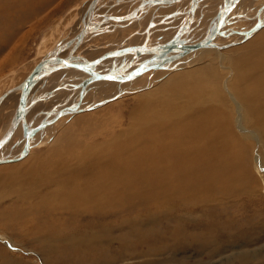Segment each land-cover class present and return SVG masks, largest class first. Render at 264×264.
<instances>
[{"label": "bare ground", "instance_id": "6f19581e", "mask_svg": "<svg viewBox=\"0 0 264 264\" xmlns=\"http://www.w3.org/2000/svg\"><path fill=\"white\" fill-rule=\"evenodd\" d=\"M21 1L24 3L23 0ZM119 1L112 4L117 6L126 0ZM242 1L145 0L142 6L139 5L131 13L113 18L109 16V12V15L100 13L110 6L106 0H92L84 13L80 29L72 33L73 37L60 43L51 53L42 54L38 65L31 69L22 82L25 84L31 80L34 70L42 67V63L47 61V70L40 71L30 84L24 118L16 123L23 92L21 83L20 88L16 89L19 91L18 104L8 125L5 124L7 126L4 130L1 129L0 142H3V145L0 147V152L17 136L22 137V141L14 149L17 157L0 156V160L5 161L0 165L12 163V166H2L0 169L4 174L0 175L28 184L34 192L25 195L24 199H31L39 191L42 193L38 198L36 196L34 201L47 217L51 215L50 219L44 220L46 225L47 219H53L59 225L63 222L64 226L60 228L53 225L54 231L48 229L46 244L54 248V246L58 247L60 242L66 244L70 242L69 246H75L76 250V244L82 247L86 239L75 240V237L91 238L106 243L105 249H100V252L104 253L103 256L95 264H114L116 261H123L125 255L130 253V229L139 234L144 227L143 224L146 223L147 235L159 237L162 234L160 237H165L170 234L174 241H183V243L187 240L201 239L204 244L213 246L214 251L223 249L229 239L241 240L243 234L230 237L228 235L235 229L230 218L244 216L243 212L239 215H236L238 213L236 210V212H226L222 222L214 220L211 211L215 208L222 210L230 203L236 205L234 199L244 194L253 195L249 187L245 188L243 184L248 185L249 181L255 178L245 167L240 174L237 164V151L241 145L243 146L246 133L241 136L237 131H245L246 128L252 127L257 137L264 139V31L260 32L264 27V8L257 11L254 27L246 32V29L240 30L242 28L240 24L233 26L242 19V14L237 16L238 20L233 16L236 7H242L238 5ZM179 2H185L184 7L187 9L180 13L182 10L180 8L181 10L174 13L179 8L177 5ZM215 2L218 3L212 7ZM171 3L174 4L173 7ZM159 6H167L161 9H165L169 14L152 19L146 32L143 30L145 33L142 46L119 51L118 46L123 47V42L120 43L115 51L110 53L119 60L114 58L109 60L108 55H105L106 58L99 62L89 59L86 61L76 55L79 50L85 49L84 42L91 34H93L91 37H94V34L96 36L104 33L98 31H101L105 24L115 22L123 28L122 22L132 21L147 10H152L154 13V9ZM201 7H204L203 10L197 14ZM196 14L198 19L192 23ZM186 16L189 19L184 23ZM178 18L182 19L178 25L183 26H179L177 33L174 36L171 34L172 37L165 35L164 38L167 40L153 43L155 34H152V29L160 31L164 26L162 24H167L171 30L176 29L174 20L177 21ZM155 20H160L162 27L155 29L157 27ZM208 21L211 25L204 33L203 23ZM191 23L194 28H190ZM186 28L194 29L191 30V35L187 33L189 30ZM203 33L201 38L193 37ZM130 39L134 38L131 36ZM177 41L179 42L176 43ZM220 41L225 42L222 44L219 43ZM49 42L51 43L50 39L45 40L41 48L42 52L50 51ZM135 42L140 40L136 39ZM126 53H131L133 58L130 59V54L121 63L120 60ZM213 57L217 62H211ZM207 59L210 63L199 65ZM64 61L68 66H63ZM71 65L78 67L74 68ZM53 66L60 68L49 71L48 69ZM79 66H83L82 69H79ZM66 70L72 72H64ZM150 71H155L153 80L152 77H145V73ZM54 73H60L63 75L60 76L62 78L67 76L68 84L72 86L75 83L80 91H98L106 100L126 91V88H123L124 84L129 85L132 80H137L138 87L145 84L159 86L140 97L138 100L141 104L139 107H133L126 127L118 128L116 133L107 132L104 141L88 144L74 137L75 132L70 130L64 134L61 142L52 145L50 153L46 156L41 155L42 157L36 156L37 158L26 160L28 165H14L15 162L22 161L28 156L37 141L42 145L45 144L52 136L50 129L56 130L60 122V120L55 121V117L50 115V118L44 120L47 129L39 127L35 131L31 123L34 121L30 122L28 110L31 93L36 90L33 89L36 82ZM79 75L84 76L82 87H79L80 83H76L77 80L74 78ZM103 82L107 83L105 89L101 88ZM54 95L51 96L53 102ZM87 96L88 94L85 93L83 100ZM5 97L6 95L2 96L0 101ZM75 107L70 112H74L72 110H75ZM76 111H85V109ZM64 114L65 112H61L60 116ZM80 120L82 118H79L76 124ZM14 123H16L15 128H13ZM26 128L30 131L29 135ZM48 131L49 137H47ZM90 131H93L92 127ZM9 133L11 134L7 138ZM35 133L39 136L37 137ZM88 133L91 136L92 132ZM92 136L93 140L98 137L94 134ZM27 142L30 148L24 154ZM47 200L51 202L49 205L45 204ZM136 206L143 207V214L147 219L132 220L139 216ZM197 208L200 210L205 208L206 211L202 209L204 210L202 213H205L206 219L209 220L202 221L203 223L199 225L197 223L189 232L185 231L184 221H189L198 214ZM44 214L41 215V219ZM63 218L65 221L62 220ZM157 219H161L164 226L157 223L155 225L153 220ZM115 222L120 227L126 228V233L119 242H115L116 230L113 225ZM171 222H174L175 227L170 226ZM44 223L43 228H47ZM253 230L252 233L255 232V229ZM181 231L186 234H181ZM115 243L121 250H116ZM148 247L151 250L149 253L163 248L152 241L149 242ZM112 249L115 251V257ZM67 259L64 260L65 263L73 264L71 255Z\"/></svg>", "mask_w": 264, "mask_h": 264}, {"label": "rangeland", "instance_id": "374dc122", "mask_svg": "<svg viewBox=\"0 0 264 264\" xmlns=\"http://www.w3.org/2000/svg\"><path fill=\"white\" fill-rule=\"evenodd\" d=\"M23 1L24 3L21 0H0V100L2 99V96L6 95V97L0 101V134L2 130L5 129L4 127L10 122L13 111L18 104L19 91H16V89L20 88L19 86L23 80H25L31 69H33L36 64L38 65L41 57L45 53H51L56 46L65 40L70 39V37H73L72 33L78 31V28L80 29L84 13L88 4L92 0ZM115 1L118 0H114V4ZM135 1L138 0H126L122 3L126 8H131V13L135 8L139 7V5L141 6L145 3V1L143 3L141 0L139 5H135ZM119 2H121V0ZM217 3L218 2H215L212 7ZM114 4L105 9L106 13L108 14L109 12L110 15H108L113 16V18L123 16L120 14L123 10L119 6L120 4L117 6ZM238 5L242 7H236L233 16L238 20L237 16L242 14V19L238 20L236 22L237 24H234L233 26L240 24L242 27L240 30L246 29L247 32V30L249 31L254 27L255 16L257 11H261V8H264V0H243L242 3H239ZM178 11L179 10H176L174 13ZM152 13V10L140 13L134 18V20H132L133 22L130 20L127 21V23L122 26L123 28H121L119 24L103 26L100 29L101 31L98 32L104 33L97 34V32V35L95 36L94 34V37H91L93 35L91 34L89 36L91 39L88 37L84 42L85 49L82 48L76 55L86 61H88V59L89 61L97 60L105 55H108L107 57L109 60L113 58L119 60L117 57L111 56L112 54L110 53L115 51V48L122 42L123 47L118 46L117 50L119 51L142 46L141 44L144 42V33L153 21L150 19ZM167 13L169 14V12ZM259 13L260 12H258V14ZM194 19L195 20L192 21V23L198 19L197 15ZM179 21H182V19L178 18L177 21L174 20V26L176 25L174 28L176 29L173 30L169 29L167 24L163 26V29L160 31L153 32L155 30L152 29V34H155L153 35V43H157L160 40H167L164 38L165 35L167 37L174 36V34L177 33L176 30L179 28ZM192 23L190 28L195 27L192 26ZM209 25H211V22L209 23V21L203 23L204 33L208 31ZM182 26L183 25H181V27ZM128 29L131 30L132 34L130 33L127 35L126 33L124 35V31ZM143 30H145V32H143ZM186 30H189L187 33H190L191 30L193 31L194 29L190 30L186 28ZM262 31H264V27L260 32ZM204 33L193 37L201 38ZM189 35H191V33ZM131 36L134 38L133 40L130 39ZM46 39L51 40V43L49 42V48L51 49L50 51L47 50L46 52H42L41 48H43L42 46ZM136 39H139L140 42H135ZM224 42L225 41H220L219 43L224 44ZM130 54L131 53H126L125 57L121 58L120 62L123 63ZM131 58H133L132 54L130 55V59ZM209 61L210 60L207 59V61H203L204 63H199V65L210 63ZM211 62H217V59L213 57L211 58ZM64 72L70 73L72 71L66 70ZM154 72L155 71H150L145 73V77H152L151 79L153 80L155 77ZM60 76L63 75H60V73H54L44 76L41 78L42 80L39 79L33 88L36 90L32 91L34 93H31V98L28 103L30 122L34 121L31 123L34 125L35 129L39 127L47 129L44 120H47L51 115V117H55V121L60 120L56 130L52 131V129H50L52 136L47 139V142L42 145L41 142L39 143L37 141L35 147H32L33 149H31L28 154V158L26 157L22 161L15 162V164L13 163L14 165H28L27 162L30 158L46 156V154L50 153L52 145L61 142L64 134L70 130H72L71 132H75L74 137H77L81 141H86L88 144L104 141L109 131H114L116 133L119 130L118 128L126 127L129 118L131 117L130 113L132 109L137 106L139 107L141 104V101L138 99L159 86L156 87L145 84L144 86L138 87L137 80H132L129 85L124 84L125 87L123 86V88H126V91L122 92L117 97L106 100L98 91H80L77 89L75 83H73L72 86L68 84L67 76H64L63 78ZM76 77H74L77 80H75L76 83L79 82V87H82L81 84L84 83V76L79 75ZM82 78L83 80L81 81ZM143 82L140 83L142 84ZM37 83H39V85ZM106 84L103 82L101 88L105 89ZM85 93H87L88 96L83 100ZM52 95H54L55 103L52 101ZM93 102L94 104H92ZM74 106H76L75 112H70L68 114L65 112L66 115L64 114L60 116L65 108L73 109ZM81 109H85V111H76ZM79 118H82V120L76 124ZM5 124L7 125L5 126ZM89 127H92L93 131H90ZM88 132H92L91 136ZM237 133L241 136L246 133V137L242 143L243 146L241 145L239 151H237V164L239 166L240 174H242V168L245 167L248 170L247 172L251 173L255 178L254 180H250L248 185L246 183L243 184L245 188L249 187V190L253 195L244 194L243 196H239L240 198L238 197L237 199H234V203H237V206L230 203L227 205L228 207L225 206L222 210H220V208H215L214 206L215 210L211 211V214L214 220L223 222V219L226 217V212L237 211L238 213H236V215L243 212L244 216L230 218L232 227L235 229L233 232L230 231L228 235L230 237L231 235L240 236L243 234L241 240L236 241L234 239H229L227 243L225 242L223 249L220 251H214L215 248L213 246L204 244L201 239L187 240L183 243V241H174L170 234H168V236L165 235V237H160L162 234H160L159 237L147 235L145 232L147 229L146 223L143 224L144 227L139 234H136L133 232V229H130V253L125 255L123 261H116L114 264H264V139L258 138L255 129L252 127L246 128L245 131H237ZM36 134L38 137L39 134L35 133V135ZM92 134L98 135V137L93 140L94 137ZM49 136L50 133L48 131L47 137ZM20 141H22V137L19 138L18 136L14 141H10L11 143L0 152V156L7 158L17 157V155L14 154V149L17 148V145H20ZM246 146L248 148H246ZM8 149L13 151V153ZM11 164L12 163L0 165V168L2 169V166H12ZM1 169L0 174H4ZM33 192L34 191L28 184L20 183L19 180L15 181L11 178L0 175V264H68V262L65 263L64 260L69 258L70 255L73 258V264H95L96 261L103 256L104 253L100 252V249H105L106 243H100V241H94L93 239L91 240V238L77 236L75 237V240L86 239V242L85 244L83 243L82 247L76 244V250L74 249L75 246H71V249L69 246L70 242L69 244L60 242L58 247L54 246L55 249L52 245L46 244L48 241V229L50 228V230L54 231L55 229H52V227L58 226L60 228L62 225L64 226V224L61 222L59 225V223H56L53 219L49 220L51 215H48L47 217V214L45 215L41 212V209L38 208L34 199L36 196L38 198V196L42 194L40 191L31 199H24L25 195H30ZM244 197L246 198L244 199ZM236 200L239 201L236 202ZM46 203L49 205L51 202L47 200L45 204ZM205 208H201V210L197 208V210H199L198 214L193 216L191 220L184 221L185 223L183 227L186 229L185 231L189 232L197 223L199 225L209 220L206 219L205 213H202ZM135 209L139 216L133 218V221L147 219V216L143 214V207L136 206ZM206 210H209V208H206ZM42 214L45 215L43 219L40 218ZM46 218H49L47 219V225L44 223ZM40 219L41 221H39ZM62 220L65 221L64 218ZM157 220H153L155 221V225L157 223L164 226V222L161 219ZM43 223L47 228H43ZM169 224L171 227H175L174 222ZM113 225L114 230H116L115 242H119L123 239V235L126 233V228L120 227L117 222ZM253 229H255V232L252 233V231H254ZM200 230L201 229L198 228V231ZM43 232H45L46 235ZM181 234H186V232L181 231ZM151 241L154 244L156 243L157 246L160 245L163 248L154 253H149L151 250L150 247H148V244ZM114 245L116 250H121L117 243ZM53 252L57 253L54 254ZM122 253L124 252L122 251ZM112 254L115 257L114 249H112ZM80 260H82V262Z\"/></svg>", "mask_w": 264, "mask_h": 264}, {"label": "water", "instance_id": "95a60500", "mask_svg": "<svg viewBox=\"0 0 264 264\" xmlns=\"http://www.w3.org/2000/svg\"><path fill=\"white\" fill-rule=\"evenodd\" d=\"M103 58H106V56H104V57H102V58H100V59H97V62H99V61H101ZM64 63V65L63 66H68V63H66V61H64L63 62ZM66 63V64H65ZM42 67H39V68H37V69H35L34 70V72L32 73V75H31V80H29L27 83H25V84H23L22 85V96H21V104H20V107H19V109H18V113H17V116H16V123H18L19 122V120H22L23 118H24V111H25V104H26V97H27V94H28V92L30 91V87H31V83H32V81L36 78V76L39 74V72L40 71H42L43 69H46L47 70V68H48V66H47V61H44L43 63H42V65H41ZM60 67H61V65H59ZM59 66H53V67H50V69H48L49 71L50 70H52V71H54V70H58L60 67ZM74 67V68H77L78 67V65H71V67ZM82 67L83 66H79V69H82ZM71 110V108H65L64 110H63V112H66L67 114L68 113H70V110ZM72 111H74L75 112V110H72ZM16 123H14L13 124V128H15L16 127ZM27 129V128H26ZM39 128H37V129H35V131H37ZM34 131V130H33ZM10 134L11 133H9L8 134V136H7V138L10 136ZM30 134V131H29V129H27V135H29ZM29 137V136H28ZM6 138V139H7ZM2 145H3V142H0V147H2ZM29 148H30V145H29V142H27V144H26V147H25V152H24V154H26L28 151H29ZM3 162H5L4 160H0V163H3Z\"/></svg>", "mask_w": 264, "mask_h": 264}, {"label": "crops", "instance_id": "0c3cea01", "mask_svg": "<svg viewBox=\"0 0 264 264\" xmlns=\"http://www.w3.org/2000/svg\"><path fill=\"white\" fill-rule=\"evenodd\" d=\"M113 1L114 0H106V3H108L109 5H111L112 3H113ZM142 1H145V0H142ZM204 1H206V0H204ZM139 2H141V0H139V1H135V5H139ZM184 3L185 2H179V3H177V5H180L181 7H179L178 8V10H181L180 8H182V10H181V12L180 13H182L184 10H186L187 8L186 7H184L183 8V6H184ZM204 3V2H203ZM147 4V3H146ZM145 4V5H146ZM173 5L174 4H171V7H173ZM176 5V6H177ZM123 10L120 12V14H122V15H127V14H129L130 13V7H128V8H126V6L124 5V4H120L119 5ZM142 6V5H141ZM160 7V8H159ZM157 9H154L155 10V12L152 14V16H151V20L154 18V17H158V18H162V17H165L168 13H165V9H161V7L162 8H166L167 6H159ZM203 8L204 7H201L198 11H197V14H198V12L199 11H202L203 10ZM100 13H106V10L105 9H103ZM177 14H179V13H177ZM196 14V15H197ZM119 15V14H118ZM188 17H189V15H188ZM187 16L185 17V20H184V23H185V21H187L189 18H188ZM130 18H132V16L130 17ZM156 21V24H157V27L155 28V29H157V28H159L160 26H161V24H162V22L160 21V20H155ZM159 22V23H158ZM125 23L126 22H124V23H121V25H125ZM180 23V22H179ZM110 25H117V23H115V22H113V23H108V24H105V26H110ZM164 26H165V24H164ZM180 27H181V25H179ZM162 27V26H161ZM130 28V27H129ZM156 31H159V30H155V31H153V32H156ZM127 33V35L128 34H130V33H132L131 32V30L130 29H128V30H126V31H124V35ZM123 35V36H124ZM127 35H126V37H127ZM98 69H100L99 67H98ZM101 69H103V67L101 68Z\"/></svg>", "mask_w": 264, "mask_h": 264}]
</instances>
